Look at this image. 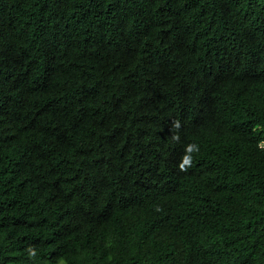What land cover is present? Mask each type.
<instances>
[{
    "label": "trees",
    "instance_id": "obj_1",
    "mask_svg": "<svg viewBox=\"0 0 264 264\" xmlns=\"http://www.w3.org/2000/svg\"><path fill=\"white\" fill-rule=\"evenodd\" d=\"M0 264H264V0H0Z\"/></svg>",
    "mask_w": 264,
    "mask_h": 264
},
{
    "label": "clouds",
    "instance_id": "obj_2",
    "mask_svg": "<svg viewBox=\"0 0 264 264\" xmlns=\"http://www.w3.org/2000/svg\"><path fill=\"white\" fill-rule=\"evenodd\" d=\"M188 150L191 151V148H189ZM189 162H190L189 157H185L184 164H188ZM182 167H183V165H182Z\"/></svg>",
    "mask_w": 264,
    "mask_h": 264
}]
</instances>
